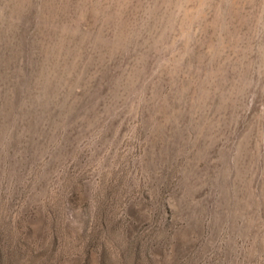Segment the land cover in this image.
I'll return each mask as SVG.
<instances>
[{"label": "rangeland", "instance_id": "obj_1", "mask_svg": "<svg viewBox=\"0 0 264 264\" xmlns=\"http://www.w3.org/2000/svg\"><path fill=\"white\" fill-rule=\"evenodd\" d=\"M0 264H264V0H0Z\"/></svg>", "mask_w": 264, "mask_h": 264}]
</instances>
